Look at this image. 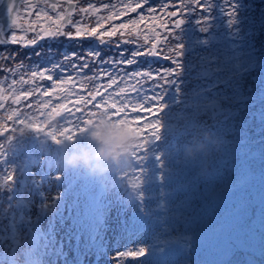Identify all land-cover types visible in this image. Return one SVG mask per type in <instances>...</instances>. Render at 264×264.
<instances>
[{
  "label": "snow or ice",
  "instance_id": "snow-or-ice-1",
  "mask_svg": "<svg viewBox=\"0 0 264 264\" xmlns=\"http://www.w3.org/2000/svg\"><path fill=\"white\" fill-rule=\"evenodd\" d=\"M43 4L54 15H49L39 3L29 4L25 16L34 10L36 23L30 22L24 28L17 23V0H0V5H6L4 11L9 18L6 25L0 24V45L11 43L29 48L45 39L56 42L64 37L80 47L85 41L94 40L95 44H90L83 55L80 52L63 53V59L82 61L73 67L88 68L91 63L108 65L115 71L102 69L88 78L99 81L107 77L106 91L102 93L99 87H95L89 90L87 99L83 95L78 97L75 105L78 112L90 103L95 111L85 108L88 117L81 120L84 113L80 112L76 117L80 122H72V129L67 127L68 117L61 116L62 110L71 116L66 103L52 104V97L60 95L56 89L60 87L63 92L62 86L68 83L61 80L57 85L51 74L55 68L62 67L61 64L43 70L39 66H30L27 79L21 76L19 80L13 79L8 86L15 105H20L22 99L27 100L34 93L49 100L35 106L39 115L21 111L19 107L13 108L6 120L14 126L11 129L7 124L0 127V136L9 131L12 133L6 137L9 146L17 133L25 136L31 132L40 141L39 150L42 153L38 177L29 164L14 175L17 166L13 165L4 177L9 186L0 184V188L9 192L8 207L0 216V220L6 218L8 221L6 225L0 223V246L4 248V252L0 253V264H5V259L8 264H28L33 250L63 256V242L55 241L53 229L42 230L39 216L35 220L32 218V202L13 201L17 182L22 187L31 183L39 192L47 179L52 178L63 184L66 176L73 177L68 181L67 192H71L75 183H80L85 197L81 204L77 195L67 207L68 219L71 220L67 239L69 243L76 241L77 250L83 239L84 251L96 256V264L107 254L104 233L109 229L108 217L113 211L120 219L123 233L147 232L148 240L115 253L109 257L110 260L127 257L133 259L135 264H204L206 254H212L219 258L218 264H255V252L257 249L264 250V239L257 240L256 237L257 217L252 204V189L258 179L264 180V168H261L253 183L247 171L248 149L243 143L237 148L225 145L223 155L212 163V171L201 181L191 176V170L198 165L181 159L179 149L170 142L165 149H160V143L179 141L192 136L197 130L211 132L207 121L200 117L212 120L223 117L226 121L257 103L261 106L259 118L264 122V54H260L252 39L257 29H264V11L259 20L250 16L251 6L245 0H163L159 8L151 0H121L118 10L111 3L103 4L102 8L90 2L86 7H77L73 0H67V8L63 10H58V2L43 0ZM102 9L107 15H100ZM130 12L136 13L137 18L114 22ZM76 13L80 18L74 20ZM86 19H93L94 22L90 25L84 22ZM5 26L11 32L10 36L6 34ZM17 32L21 35H17ZM29 32L32 33L31 38L26 35ZM117 36L119 39L113 40ZM125 44H133L134 48L131 51L124 49ZM101 46L116 50L115 55L100 59ZM18 54L3 51L0 52V59L15 60ZM35 55L39 57L43 52L37 51ZM52 55L49 48V57ZM140 57H158L169 63L153 68L149 60L147 68L137 67L128 71L132 65L140 63ZM27 58L31 59V55ZM22 67V61L16 65V68ZM4 70L9 71L7 68ZM249 77L252 83L246 85ZM45 79L52 82L51 91L38 83ZM192 80L199 83L185 91ZM149 81L155 84L152 95L142 96L140 90L143 83ZM17 83L31 84L32 88L17 94L14 89ZM122 84L129 87L120 86ZM132 92L136 93V100L128 98ZM70 93L71 89L63 92L61 98L65 101L76 100L77 97ZM3 107V103H0V108ZM33 107L32 104L28 105V108ZM129 108L136 116L130 115ZM144 109H148L146 114L151 119L141 125L138 123L141 119L139 113ZM153 112L155 115H152ZM256 115L252 113L253 118ZM53 116H60L65 125H49L48 118ZM98 120L107 122L110 130L125 129L141 141L134 147L136 165L129 175L141 179L144 187L138 184L139 193L132 203L134 211L131 215H126V208L118 195L114 201L107 199L106 189L94 179L79 172H65L54 164L53 159H43V155L51 152L52 145L58 147L65 142L76 143L88 127ZM81 124L84 126L81 127ZM145 127L147 131H144ZM73 130H78L79 135H73ZM41 135L43 140L40 139ZM4 149L5 145L0 144V164L6 161ZM142 161L148 163L141 164ZM261 163L264 164V158ZM45 165L47 172L43 171ZM229 165L236 179L224 182L221 172H228ZM217 184L221 186L217 187ZM40 195L43 200V193ZM60 198L53 197V200L58 203ZM56 203L38 204L37 210L42 212L48 207L55 208ZM250 204L254 215L245 219ZM63 211L61 206L57 213L62 220ZM222 238H227V242L221 243ZM238 255L243 258L235 259Z\"/></svg>",
  "mask_w": 264,
  "mask_h": 264
},
{
  "label": "rangeland",
  "instance_id": "rangeland-1",
  "mask_svg": "<svg viewBox=\"0 0 264 264\" xmlns=\"http://www.w3.org/2000/svg\"><path fill=\"white\" fill-rule=\"evenodd\" d=\"M245 2H246V4H248V2L246 0H245ZM251 7H252L251 9H253V10L252 11L250 10V16L255 17V18H260L261 12L259 10V5L257 3L251 2ZM37 45H39V43ZM125 45H126V49L130 50V48H128V45H131V44H125ZM106 50H108V48H105L104 46L101 48V52L106 51ZM69 51L70 50L68 49L67 53ZM108 52H110V50H108ZM18 53H19V56L22 54H23V56L25 55L23 48L19 49ZM150 58L154 59L153 57H150ZM23 65L25 67L24 62H23ZM24 67H22V68H24ZM80 70H82V68H78L77 72H80ZM96 72H97V70H96ZM86 79H87L86 77H80L79 81H77V87L82 88L83 87L82 83H84V80H86ZM8 83L9 82L5 81V79H4L3 81H1V86L4 87ZM120 86L123 87L124 84H122ZM126 86L129 87V85H126ZM68 88L69 87H67L65 92H69ZM56 91L58 93H63L59 90V88H57ZM100 91L103 93L106 90H100ZM85 92L88 93L89 91L85 90ZM70 94L77 97L79 95L78 89L75 90L74 92L71 91ZM59 96H61V95H59ZM59 96H53L52 104L59 105L60 103H63V102L66 103V102L71 100L70 99V100L65 101L64 99H62ZM55 100H58V101H55ZM47 101L48 100H46L45 102L47 103ZM97 101H99V97H97ZM49 107H51V105ZM260 107L261 106L255 107V110H250V109L244 110V113L246 115H248L250 118V120L248 122L253 125L249 131H246L247 133L245 136H244V128L242 129L240 136L236 135L233 138H229V137H226V135L225 136L223 135L225 133L224 131H226V130H228L229 132L232 129L234 130V128H232V121L230 120V118L226 120L225 125L218 126L217 128L212 130V133L207 138L206 143H205V159H206V161L204 164H201V165H199V163H198L197 164L198 167L196 168L197 170L196 169L191 170V176L192 177H198L201 181H203V179L206 178V174L202 175V176H198L197 175L198 171L203 170V172H207V174L209 172H211L212 171V163L221 158V156L223 155V147L225 145H227L229 148H237L241 145V143H243L244 146L248 149L249 154H250V151L253 152V151L258 150V149L263 147L264 142L260 143L259 138H257V137H260V135H261L259 133V129H262L260 127V125L264 124V122H262L260 120L259 114H258ZM253 112L257 113L255 118H253V116H252ZM134 116H136V115H133V117ZM140 117H141L142 122H145V121H148L151 119V117L149 118L148 116H145V117L140 116ZM49 120H53V118L50 117ZM239 122L244 126L247 123V121H245L243 119H240ZM54 126L59 127L58 123L54 124ZM62 126H64V125L62 124ZM136 144H138V143H136ZM136 144H134L133 146H135ZM187 144H188L187 140H185V141L180 142V144H176L174 147H180V146L186 147ZM133 146H132V148H133ZM132 148H131L130 152L134 153V148L133 149ZM257 156L258 155H256V154H251L249 157H257ZM186 159L188 160V158H186ZM128 164L130 165V162H128ZM106 166H107V164H103V167H106ZM129 169H130V167L129 168L126 167L122 171V173H120L119 175H116V174L111 175V178L122 179L121 184L118 183L119 185L118 186L116 185L117 187L112 185L113 179H110V181L107 182L106 184L101 183L99 181V184L103 185L104 188L106 189L107 199L114 201L116 199V196L118 195L123 201V204L126 208V212H130L129 209H131V212H133L134 208L132 207V203L134 202L135 198L131 199L132 203L128 202V197H129L127 194L128 187L126 185L127 184L126 182L128 181L127 175H128ZM248 169H249V170H247L248 173L250 174V172H251V174H252V182L255 183V177H257L259 175L260 171H250L251 166L248 167ZM231 173H232L231 165H229L228 172H223V171L221 172V176L224 178V182H227L228 180H235L236 179V175H233ZM216 186L220 187L221 185L217 184ZM201 187H203L202 184H201ZM109 188H115V189L109 193L108 192ZM252 197H253L252 198V204L254 205V207L256 209V217H257L256 222H255V228L258 230L256 232V237H257V240H261V239H264V219H262V217H264V180H260V179L257 180L256 186L252 189ZM27 198L29 199V195ZM29 201L32 202L31 203V212H30V214L32 216H39V218H41V217H47L53 213V210L51 207H48L47 210L44 212H38L37 205L41 204V202H38L33 198L29 199ZM196 202L198 203V201H196ZM253 215L254 214L252 212V205L250 204L248 207L247 216L245 217V219H247L248 217H253ZM112 216H113V212L111 213V217L108 219L109 227H110L111 220H113ZM116 219H117V216H116ZM54 232H55V234H54ZM53 234H54L55 238H58L60 235V233L57 232L56 229H53ZM128 238H130V241H129L130 247H134L135 245H138L140 243L147 242L148 233L147 232L132 233L131 237H128ZM65 250L66 251L63 253L62 257H57V256H55V257L61 258L63 261L70 259V263L67 262L66 264H75V262H74L75 255H73L74 249H72V246L70 244H68ZM123 250H125V248L123 247V242H121L119 244V246L116 247L115 250H111V251L107 250V254H105L102 257V259L99 261V264H129L127 261V257L119 258L116 260H110L109 259L110 256H113L115 253H117L119 251H123ZM0 253H1V251H0ZM242 258H243L242 256L238 255L235 259L241 260ZM218 260H219L218 257H216L212 254H206V256L204 258V264H218ZM254 261H255V264H264V250H260V249L256 250ZM95 264H96V262H95ZM131 264H135V261L133 259H131Z\"/></svg>",
  "mask_w": 264,
  "mask_h": 264
},
{
  "label": "flooded vegetation",
  "instance_id": "flooded-vegetation-1",
  "mask_svg": "<svg viewBox=\"0 0 264 264\" xmlns=\"http://www.w3.org/2000/svg\"><path fill=\"white\" fill-rule=\"evenodd\" d=\"M49 2H58L60 4V9L58 10H63L67 8V0H49ZM89 2L101 8L103 4H107V3L115 4L117 7V10L121 7V0H73V4L76 5L77 7H86ZM151 2L157 8H159V5L163 3V0H151ZM36 3H39L41 7H44V10L47 11L49 15H54V13L50 9L44 6L43 0H17V7H16L17 23L20 24L21 27H24V28L28 27L30 22L33 24L36 23L34 10L32 13H29L27 17L25 16L27 6L29 4H36ZM5 7L6 5H0V24H3V25H6L9 20L8 16L6 15L4 11ZM138 11H144V10L138 9ZM100 15L104 16V15H107V13L102 9ZM160 15L163 16V13H160ZM79 18H80L79 13H76L73 15L74 20H77ZM135 18H137L136 13L130 12L127 15L121 17L120 19H117L114 22L115 23H120L122 21L126 22L128 19H135ZM257 20L259 19L257 18ZM84 22L91 25L94 22V20L86 19ZM189 27H191V25H189ZM141 29L143 30V25H141ZM66 30H71V29H66ZM5 32L9 36L11 35V32L8 30L6 26H5ZM17 35H21V33L17 32ZM26 35L28 38H31L32 33L29 32ZM196 35H200V34L196 33ZM252 39H253V42L256 44L257 49L260 50V54H264V47H262V44H264V29H257V34ZM67 46H72L75 49V50H70L69 52L71 53L76 52V51L82 52L83 50L82 45L78 47L75 42L68 41L64 37H60L59 40L56 42L45 39V40L40 41L39 45L35 47L23 48L25 55L23 56L22 54L19 56L18 54L15 60L0 59V98H1L0 103H3L4 105L3 108H0V127H3L4 123L12 124L11 121L6 120V117L13 108H17L20 106V105H15L12 103V95H11L12 90H10L8 87L11 84V81L13 79L19 80L21 76H24L27 79L29 75L30 66H39L41 70L48 68L49 64H47L48 62H45V55L46 53H49V48H51L53 54L58 53V51H60L61 49L64 50L63 51L64 53H67V50H66ZM21 48L22 47L19 44L8 43L5 45H0V52L7 51L8 53H18V50ZM129 48H130L129 51H131L134 48V45L131 44ZM37 51H42L43 55L39 57L36 56L35 53ZM198 51H202V50L198 49ZM29 55H31V59L27 58ZM153 58L154 59L150 57H140L139 58L140 63L138 65H132L130 68H128V70L131 71L137 67L147 68L149 66L147 61H149L150 59L152 61L151 66L153 68L160 67L161 59L158 57H153ZM25 60H26V63H24L25 64L24 68H16V65L19 62L21 61L24 62ZM5 68L9 69V71H5L4 70ZM253 75H255V73ZM4 79L5 81L9 83L6 84V86L2 87L1 81H3ZM251 83L252 81H251V78L249 77L246 80V85L251 84ZM143 85H146V82H144ZM31 86H32L31 84L25 85V84L17 83L14 86V89L16 90L17 94H19V92L30 90ZM25 101L26 100L22 99L21 104H23ZM258 106H260L259 103H257L254 107H251L249 109L253 110V108L258 107ZM221 119H222V122H220L218 126H221L226 123L225 120L223 121L224 118L221 117ZM263 135H264V132H263Z\"/></svg>",
  "mask_w": 264,
  "mask_h": 264
},
{
  "label": "trees",
  "instance_id": "trees-1",
  "mask_svg": "<svg viewBox=\"0 0 264 264\" xmlns=\"http://www.w3.org/2000/svg\"><path fill=\"white\" fill-rule=\"evenodd\" d=\"M38 83L40 84V86L42 88H46V85H45V83L43 81H38ZM31 88H32V86L30 87V89ZM46 100H49V98L45 97L43 95H38V94L34 93L32 96H29V100H27V101H30L31 103L35 104V106H36V105H40L41 101L45 102ZM233 107H238V106H233ZM23 108L24 107H21L20 110L22 111ZM87 110L95 111L92 107H89V109H87ZM240 114H245V113H244V111H240L238 114H235L232 117V121L234 122L233 124H235L237 120L243 119V120L247 121V123L245 124V126L240 124L238 127L239 128H244V131H249L250 128H252V126H253L251 123L248 122L250 120L249 116L248 115H244L243 116V115H240ZM87 116H88V111L84 110V115L82 117V120L86 119ZM73 118H74V116H72V118L70 120H68L69 121L68 124L73 120ZM200 119L201 120H206V117L202 116V117H200ZM73 121H77L76 118ZM58 122L65 124V121L62 120L61 118L60 119L55 118V119L49 121V125H54V124H56ZM46 128H47V126H46ZM161 131L163 132V130H161ZM227 135H228V133H227ZM206 137H207V132L205 130H197L192 136H189V138L186 139L187 143H188L187 147H186L187 149L185 150L186 154L181 155V157L186 159L187 157L197 155L198 158H201L202 154L204 152V144L206 142ZM262 142H264V135L262 136L261 143ZM162 145H164V141H162L160 143V148H161ZM262 151L263 150L259 151L258 153H254V154H258L259 155L258 156L259 158L254 160V163L257 164V166L259 168H263L264 167V164L261 163V159L264 158V153L262 154ZM137 171H139V170L137 169ZM132 183L135 185L136 189L138 190L139 189V185L138 184H141L140 179H137L135 177V178L132 179ZM138 193L139 192H130V194L134 195V196H138ZM6 200H7V197L5 199V202H6ZM5 202H3V198L1 197V191H0V216L3 215L4 209L8 207L5 204ZM5 222H7L6 218L0 220V223L5 224Z\"/></svg>",
  "mask_w": 264,
  "mask_h": 264
},
{
  "label": "clouds",
  "instance_id": "clouds-1",
  "mask_svg": "<svg viewBox=\"0 0 264 264\" xmlns=\"http://www.w3.org/2000/svg\"><path fill=\"white\" fill-rule=\"evenodd\" d=\"M94 137L98 141H103V146L97 153L98 159H108L117 156L121 151H126L128 146L134 142L135 135L130 134L127 130L121 129L117 131H108L104 128L98 129L94 132ZM80 162L88 164L89 157L87 154L84 156H69L65 159L68 165H76Z\"/></svg>",
  "mask_w": 264,
  "mask_h": 264
},
{
  "label": "water",
  "instance_id": "water-1",
  "mask_svg": "<svg viewBox=\"0 0 264 264\" xmlns=\"http://www.w3.org/2000/svg\"><path fill=\"white\" fill-rule=\"evenodd\" d=\"M255 1H264V0H255Z\"/></svg>",
  "mask_w": 264,
  "mask_h": 264
}]
</instances>
